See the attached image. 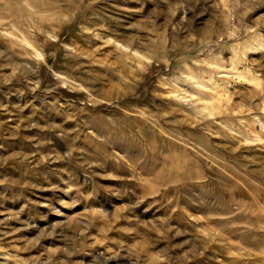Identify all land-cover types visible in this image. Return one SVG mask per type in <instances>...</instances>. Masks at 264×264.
I'll list each match as a JSON object with an SVG mask.
<instances>
[{
  "label": "rangeland",
  "instance_id": "374dc122",
  "mask_svg": "<svg viewBox=\"0 0 264 264\" xmlns=\"http://www.w3.org/2000/svg\"><path fill=\"white\" fill-rule=\"evenodd\" d=\"M0 264H264V0H0Z\"/></svg>",
  "mask_w": 264,
  "mask_h": 264
}]
</instances>
